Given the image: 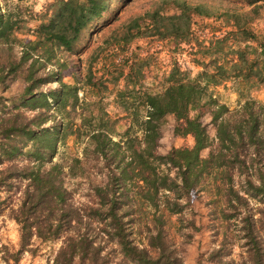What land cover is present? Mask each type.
Wrapping results in <instances>:
<instances>
[{
    "label": "trees",
    "instance_id": "trees-1",
    "mask_svg": "<svg viewBox=\"0 0 264 264\" xmlns=\"http://www.w3.org/2000/svg\"><path fill=\"white\" fill-rule=\"evenodd\" d=\"M27 1L5 0L14 4L12 9L0 6V86L5 88L7 80L19 76L25 84L20 96L21 105L28 106L30 110L38 109L25 123L17 121L18 113L0 116V166L22 155L33 162L32 165L26 163L17 168L14 163L0 168V209L8 206L10 218L19 225L20 251L34 254L33 238L42 242L61 240L47 264H109L110 258L102 253L106 243L104 236L107 235L106 239L115 243L122 258L116 264H182L163 238L161 215L153 217L154 227H147L146 244L138 246L134 243L129 228L133 220L129 216L134 211L123 208L122 198L127 205L129 200L122 187L124 182L132 180L135 194L145 205L158 211L159 199L163 197V209L177 214L185 207L180 199L188 200L191 191L210 183L233 210L230 213L221 211L223 220L232 219L238 224V230L245 239L246 255L241 257V264H264V249L260 245L258 231L259 225L264 223L263 217H255L256 214L249 208L250 199L264 203V162L261 164L264 105L245 97L242 88L236 89L239 102L233 109L209 96L211 123L216 128L214 138L208 134L206 124L198 116L190 114L207 96L210 86L219 85L229 77L242 79L247 88L264 80V58L247 63L244 50L240 49L236 51V59L228 62V67L215 65V72L202 71L196 77L188 78L177 67L174 68L167 78V85L157 93L142 90L134 96L130 90L119 91L118 104L123 112L127 113L130 109V97L139 100L137 107L144 108L143 119L140 118V148L129 144V161L119 168L120 173L115 175L110 168L113 182L108 180L92 188L96 206H74L72 194L63 183L62 166L51 163L43 169L41 165L44 161L51 162L57 151L55 136L58 131L44 125L49 105L52 103L62 114L61 118H65L59 121L60 124L68 125L78 101L77 87L62 82L58 74L49 68L53 64L57 67L64 65L57 57L58 51L71 50L87 25L108 9L110 0H52L40 12H34L30 5H26ZM245 2L251 7L249 14L226 13L230 15L236 32L242 34L243 41L255 38L247 24L258 15L259 2L264 4V0ZM190 10L202 13L197 6L192 9L182 7L186 31L189 29ZM176 17L180 19V16ZM243 17L246 20L242 22ZM29 22H35L36 27H27ZM225 22L228 24L230 19L226 18ZM181 29L173 24L169 32L185 39L186 33ZM28 33L33 39L18 37V34ZM253 68L259 77L258 82L248 80ZM132 69L129 68L125 83L141 88L140 77L137 76L140 70L133 73ZM243 69L246 71L243 72ZM55 78L59 86L43 90L42 87ZM132 115L136 119L140 117L136 112ZM169 116L175 122L173 134L191 136L193 143L191 146L172 147L165 154H155L157 140ZM86 120L87 117L82 116V122ZM101 120L100 117L101 129L90 134L83 153L87 155V146L93 143L92 151L110 165L122 145L120 141L111 139L109 132H112V127ZM206 148L209 152L202 157L200 153ZM125 156L121 153L114 167L118 168ZM73 161L81 163L78 158ZM170 170H173V176ZM24 180L26 183L17 207L8 205L10 196L1 194L10 192L16 181ZM18 189L17 184L15 192ZM163 191L168 193H161ZM93 224L96 226L92 228ZM2 247L6 246L0 244V253ZM216 252L219 248L212 251L209 258L213 259Z\"/></svg>",
    "mask_w": 264,
    "mask_h": 264
},
{
    "label": "rangeland",
    "instance_id": "rangeland-1",
    "mask_svg": "<svg viewBox=\"0 0 264 264\" xmlns=\"http://www.w3.org/2000/svg\"><path fill=\"white\" fill-rule=\"evenodd\" d=\"M51 1L29 0L25 3L30 5L34 12H40L46 3ZM5 3H7L5 0H0L1 7L6 5L12 9L13 3ZM259 4L258 15L247 24V27L254 32L255 38L243 41L242 34L236 32L230 15L226 13L249 14L251 7L245 0H110L108 9L87 25L71 50L58 51L57 57L64 65L57 67L53 64L49 69L58 74L62 82L77 87L78 101L75 110L70 114L73 118L68 125L60 124L59 121L65 118H61L62 114L52 103L49 105L44 125L53 131H58L55 136L57 151L51 162L44 161L41 165L43 169H47L51 163L62 166L63 183L72 194L71 200L74 206L80 204L96 206V196L92 188L108 180L113 182L110 168L115 175L120 173L119 168L124 162L129 161L127 157L131 151L129 144L132 143L136 149L140 148L142 139L140 118L143 119L144 108L137 107L139 100L130 97L132 101L130 109L127 113L123 112L118 104L119 91L130 90L134 96L142 90L157 93L167 85V78L174 68L177 67L188 78H194L202 71L215 72V65L222 64L228 67V62L236 59V51L240 49L244 50L246 62L262 61L264 4L262 2ZM184 6H189L190 9L197 6L202 11L198 13L190 10L188 31L183 23L186 20L185 15L182 14ZM177 15L180 19L176 17ZM226 18L230 19L228 24L225 22ZM245 20L246 18L243 17L241 21ZM173 24L182 28L181 32L186 33L185 39L170 34L169 29ZM27 27L34 29L36 23L29 22ZM18 37L33 39L29 33L18 34ZM130 67H133L131 70L133 73L140 70L137 76L140 77L138 82L141 88L138 85H126L125 80ZM245 71L243 69V72ZM255 71L253 68L249 75L250 82H258L259 77ZM242 82L240 78L229 77L219 85L210 86L207 96L191 110L192 116H198L206 124L210 137H215L216 128L211 123L212 108L208 100L209 96L233 109L239 102L236 89L242 88L245 97L256 99L264 105V80L251 88L245 87ZM24 86L19 76L7 80L5 88L0 86L1 117L18 113L17 121L25 123L37 113L38 109L30 110L28 106L21 105L20 96ZM58 86L59 82L55 78L42 88L47 91ZM133 112L138 113L140 117L134 118ZM82 116L87 117V120L82 122ZM100 117L101 122L105 121L108 127H112V132H109L111 139L120 141L122 145L110 165L106 164L103 157L97 156L92 151L93 143L87 146V155L84 156L83 153L90 134L101 129ZM174 123V118L169 116L162 128L161 137L157 140L155 154H165L172 147L192 145V138L173 134ZM261 151V164H263L264 147ZM208 152L209 149L206 148L200 154L206 157ZM121 153L126 156L116 168L114 166ZM74 158L80 159L81 163H74ZM31 161L22 155L11 162H4L0 168L11 163H14L16 168L26 163L32 165ZM161 168L164 169V166ZM127 170L130 172L129 168ZM170 175L173 176V170H170ZM25 183L26 180L16 181L15 187L10 192L1 194L10 196L11 203L9 202L8 205L13 204V207H17ZM17 184L19 189L15 192ZM124 185L122 189L127 193L129 201L128 205L124 204L125 198H122V206L134 211L129 216V219H133L129 228L132 231L131 237L138 246L146 244L147 227H154L153 217L161 215L163 238L182 264H241V257L246 255L245 239L238 230V224L232 219L223 220L221 211L230 213L233 210L210 183L202 184L203 187L191 191L188 200L180 199L185 207L177 214L163 209V197L159 199L158 211L145 205L135 194L136 187L133 186L132 180L124 182ZM249 208L256 214L255 217H263L264 222V203L250 199ZM95 226L93 224L92 228ZM258 231L262 242L260 245H263L264 249V223L259 225ZM106 237L107 235L104 236L106 243L102 253L110 258L109 264L121 262L122 258L117 246ZM0 244L6 246L2 247L0 264H47L60 246L61 240L42 242L33 238L34 254L20 251L19 225L10 218L8 206H4L0 209ZM218 248L219 252L214 254L213 259L209 258L211 252Z\"/></svg>",
    "mask_w": 264,
    "mask_h": 264
},
{
    "label": "crops",
    "instance_id": "crops-1",
    "mask_svg": "<svg viewBox=\"0 0 264 264\" xmlns=\"http://www.w3.org/2000/svg\"><path fill=\"white\" fill-rule=\"evenodd\" d=\"M188 137H190V138H192L191 136H188ZM192 140H193V138H192ZM193 142V141H192ZM204 150V149H203Z\"/></svg>",
    "mask_w": 264,
    "mask_h": 264
}]
</instances>
